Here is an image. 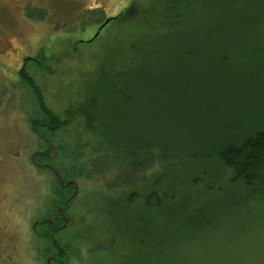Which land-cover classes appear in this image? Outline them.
<instances>
[{
	"label": "rangeland",
	"instance_id": "374dc122",
	"mask_svg": "<svg viewBox=\"0 0 264 264\" xmlns=\"http://www.w3.org/2000/svg\"><path fill=\"white\" fill-rule=\"evenodd\" d=\"M210 2L213 0H0V41L6 44L0 42V264H49V258L51 264H183V260H209L208 255H186L189 249L195 251V244H188L190 233L183 235V231L163 243L142 244L138 239L135 247L123 240L129 233L123 217L111 216L109 198L114 187L125 184H102L98 178L105 128L95 106H105L107 99L102 93H109L106 84L102 87L97 83L99 72H120L148 45L152 50L165 51L169 43L162 34L176 35L183 31L184 19H195L200 32L211 29L210 25L218 28V34L222 27L227 28L224 42L230 51L220 52L227 61L225 70L219 61L208 64L211 57L207 53L201 58L204 66L216 72L215 83L206 85L205 90L211 91L216 110L206 107L208 98L203 96L202 85L189 97L195 99L188 111L184 103V116L195 117L197 122L202 121L198 117L214 116L217 119H212L215 127L210 132L219 137L264 121V55L260 67H251L250 43L256 38L245 34L247 28L252 32L258 26L236 16L235 5L228 2L231 9H225L224 0ZM176 4L181 6V13L177 10L178 30L163 21L167 14L174 16ZM126 8L121 20L109 22L95 38L102 22ZM263 8L258 6L253 11L259 15ZM221 13H226L225 18H219L224 16ZM241 44L248 46L250 70L242 69L247 62L245 54L240 55L241 46L237 47ZM27 57L34 60L27 63L26 71L41 89L47 107L62 122L68 120L57 130L42 125L37 132L32 127L33 119L45 120V115L35 91L21 77ZM186 130L194 128L183 124ZM42 152L52 159H40ZM142 174L140 171L138 177ZM69 177L76 178L79 190L70 201L72 194L68 196L64 216L57 211L56 198L59 186L65 193L71 190L68 182L72 180H65ZM140 203H134L135 215ZM47 219L58 232H42ZM262 220L255 215L248 218L252 224ZM263 225L258 230L255 225L242 230L239 244L243 249L260 244L253 236ZM50 240L58 241L56 248ZM60 248L63 258L52 254ZM243 253L244 260H257Z\"/></svg>",
	"mask_w": 264,
	"mask_h": 264
},
{
	"label": "trees",
	"instance_id": "16d2710c",
	"mask_svg": "<svg viewBox=\"0 0 264 264\" xmlns=\"http://www.w3.org/2000/svg\"><path fill=\"white\" fill-rule=\"evenodd\" d=\"M214 1L210 3L214 4ZM228 2L235 5L236 16L248 18L258 26L252 32L249 28L245 30L247 37L256 38L250 43L249 51L253 66L249 64L248 46H237H241L240 55L246 56L247 65L242 69L250 70V65L260 67L264 55V0H224L225 9H231ZM178 5H174V16L167 14L163 20L176 30L181 13ZM258 6L263 10L256 15L253 10ZM125 10L127 8L108 18L109 22L121 20ZM221 14L224 16L219 18H225L226 13ZM207 21L212 23L209 18ZM104 23L100 24L95 38L108 25L101 28ZM236 24L239 22L234 24L235 27ZM199 26L195 19H184L182 32L162 34L163 40L169 43L165 51L152 50L148 45L118 74L99 72L97 83L102 87L106 84L104 88L108 87L109 93H102L107 99L105 106L102 104L101 109L95 106L97 117L105 128L102 135L104 156L98 164V178L101 183L105 181L104 184H125L111 191L109 209L113 218H124V228L129 233L128 238L125 235L123 239L126 242L130 241L134 246L138 239L142 244L163 243L166 238L183 231V235L190 233L188 244H195V251L189 249L186 255L194 254L197 258L208 255L209 259L183 260V264H264V228L253 236L260 244L254 243L247 249L239 244L243 229L255 225L258 230L264 224V121L250 129L239 128L236 133L219 137L210 132L215 127L212 119L217 118L198 117L202 121L197 122L195 117L186 118L183 113L184 103L188 104L185 109L188 111L190 102L195 99L189 97L195 94L196 87L205 85V91L206 85L215 83L216 72L204 66L202 56L207 53L211 57L208 64L220 62L225 70L227 61L220 52L230 51L224 42L227 28L222 27L218 34V28L213 25L204 32L199 31ZM213 36H219L218 40ZM236 58H239L238 53ZM30 60L34 58H26L21 77L35 91L45 115V120L33 119L32 127L37 132L42 125L57 130L68 120L62 122L47 107L41 89L26 71ZM240 65L242 67V63ZM261 77L264 86V74ZM203 96L208 98L206 107L216 110L211 91L208 89ZM183 124L194 131H183ZM140 171L143 174L139 178ZM69 179L76 181L75 177L65 178L66 181ZM63 191L59 186L57 206L66 210L69 206L67 198L74 193L75 187L72 184L69 193ZM136 201L141 203L140 211L135 215ZM58 215L56 223L59 224L61 216ZM254 215L263 220L253 221L254 224L248 222ZM147 217H150L149 222ZM47 220L46 226L51 225L50 219ZM55 242L58 241H51L54 248ZM60 249L58 252L55 249L52 254L63 258L64 251ZM243 252L257 260H244Z\"/></svg>",
	"mask_w": 264,
	"mask_h": 264
},
{
	"label": "flooded vegetation",
	"instance_id": "af4514ba",
	"mask_svg": "<svg viewBox=\"0 0 264 264\" xmlns=\"http://www.w3.org/2000/svg\"><path fill=\"white\" fill-rule=\"evenodd\" d=\"M1 43H3L2 41H0ZM4 45H5V47H6V44L5 43H3ZM9 50V48L7 49L6 48V50L4 51V52H6L7 53V51ZM43 154H41V155H39L42 159H44V160H51L52 158L49 156V155H47V153L46 152H42ZM74 187H75V185H74ZM50 221V223H51V221L52 220H49ZM47 224V223H46ZM55 226V225H54ZM52 227V228H51ZM44 229H43V231L42 232H45V234L46 235H50L51 233L50 232H52V231H55L56 230V232H57V227H53V225L51 224V225H48V226H45V227H43ZM44 234V235H45ZM54 238V237H53Z\"/></svg>",
	"mask_w": 264,
	"mask_h": 264
},
{
	"label": "water",
	"instance_id": "95a60500",
	"mask_svg": "<svg viewBox=\"0 0 264 264\" xmlns=\"http://www.w3.org/2000/svg\"><path fill=\"white\" fill-rule=\"evenodd\" d=\"M109 21H110V19H107V20L105 21V23L102 25L101 28H103L106 24H108ZM48 166L51 167L49 164H48ZM51 168H52V167H51ZM56 174L59 176V178H61L59 172L56 171ZM71 183H74V184L76 185V190H75L74 194L70 197L69 201H70L72 198H75V196L77 195L78 190H79L78 185H77V182H75V181L68 182V185L71 184ZM60 210L62 211L63 208H60ZM67 219H68V218H66V223H67V221H68ZM49 264H51V259H50V258H49Z\"/></svg>",
	"mask_w": 264,
	"mask_h": 264
}]
</instances>
